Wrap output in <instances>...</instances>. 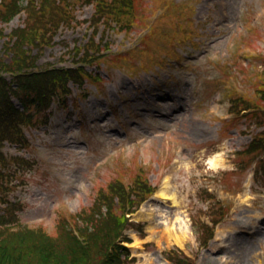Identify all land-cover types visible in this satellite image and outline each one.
<instances>
[{
    "label": "rangeland",
    "instance_id": "1",
    "mask_svg": "<svg viewBox=\"0 0 264 264\" xmlns=\"http://www.w3.org/2000/svg\"><path fill=\"white\" fill-rule=\"evenodd\" d=\"M161 1L136 0L141 17ZM193 3L196 18L204 22L194 17L202 26L201 42H189L187 58L129 78L126 66L116 64L125 61L116 59L108 65L112 77L102 74L100 93L107 92L106 99L87 84L88 96L79 98L75 108L69 99L34 112L37 121L48 114L49 123L40 119L37 128L26 130L31 142L22 156L30 157L32 165L12 180L11 195L19 200L22 226L55 236L61 218L75 219L96 203L110 182L128 185L140 173L157 190L130 216L144 223L142 237L131 226L126 231L132 239L127 244L129 258L135 256L132 264H181L180 258L189 264H264V174H256L255 160L236 151L262 128L256 120L249 122L252 117L247 120L228 110L231 95L253 97L262 82L264 0ZM91 11V6H84L76 14L86 18ZM24 19L21 13L0 24V33L8 34ZM170 20L163 22L168 25ZM85 25L62 29L55 40L69 46L57 42L43 47L38 65L73 64L67 51L74 39L87 33ZM107 36L121 44L119 49L134 44L112 30ZM4 40L0 36V50ZM163 47L174 52L182 48L168 38ZM4 56L3 61L9 58ZM167 57V51L161 55ZM131 62L139 59L130 57L127 63ZM11 98L17 103L15 95ZM4 150L15 153L8 146ZM261 157L264 160V153ZM211 159L218 161L213 164ZM208 204L230 210L203 244L191 215Z\"/></svg>",
    "mask_w": 264,
    "mask_h": 264
},
{
    "label": "trees",
    "instance_id": "2",
    "mask_svg": "<svg viewBox=\"0 0 264 264\" xmlns=\"http://www.w3.org/2000/svg\"><path fill=\"white\" fill-rule=\"evenodd\" d=\"M21 1L13 0L0 13V19L8 21L22 10ZM43 1L41 13L34 9L31 2L24 7L27 12L24 27L15 28L10 34L15 39L3 43V51L11 52V57L9 61H3L0 55V71L9 73L10 82H15L16 86H10V82L0 75V145L3 140L17 141L16 136L20 132L18 126L27 117L24 111L8 105L9 100L4 97L6 86H10L20 100L28 105L37 102L36 96L42 100L47 94H52L53 86L62 75L67 74L63 68H32L33 56L22 48L35 41V45H50L51 35L59 23L69 22L61 4H54L51 0ZM96 1L100 8L99 16L113 18L119 24H122L127 15H133L136 8L135 0ZM97 21V18L93 19L91 25L96 26ZM32 33L34 39L30 35ZM98 45L91 38L83 49L74 48L75 53L82 51L79 57L82 60L89 55V50L93 49L95 52ZM1 169L0 166V186L4 179V176L1 177ZM133 193L135 197L119 182L112 184L108 191L99 193L96 203L76 215L77 220L61 218L55 236H50L39 228L22 227L11 211L0 213V264H123L122 255L127 256L128 249L120 240L121 237L125 239V227L133 225L128 221L126 213L137 208L143 190L135 189ZM184 261L182 258L178 259L180 263Z\"/></svg>",
    "mask_w": 264,
    "mask_h": 264
},
{
    "label": "bare ground",
    "instance_id": "3",
    "mask_svg": "<svg viewBox=\"0 0 264 264\" xmlns=\"http://www.w3.org/2000/svg\"><path fill=\"white\" fill-rule=\"evenodd\" d=\"M217 161H218V159H211V162H212L213 164H216Z\"/></svg>",
    "mask_w": 264,
    "mask_h": 264
}]
</instances>
